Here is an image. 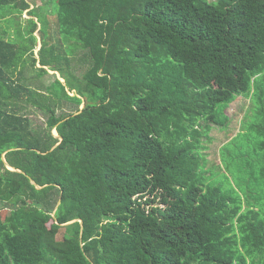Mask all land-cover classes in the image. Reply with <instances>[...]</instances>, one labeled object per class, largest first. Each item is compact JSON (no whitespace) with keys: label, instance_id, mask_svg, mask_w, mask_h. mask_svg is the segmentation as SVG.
Wrapping results in <instances>:
<instances>
[{"label":"trees","instance_id":"16d2710c","mask_svg":"<svg viewBox=\"0 0 264 264\" xmlns=\"http://www.w3.org/2000/svg\"><path fill=\"white\" fill-rule=\"evenodd\" d=\"M0 7L4 20L41 9ZM52 11L59 38L40 28L38 55L40 18L15 41L0 29V264H264V0H56ZM79 49L82 79L64 68ZM25 55L65 83L29 86ZM239 96L252 117L216 172L202 138L228 126ZM64 101L75 110L58 115ZM20 103L49 114L45 131Z\"/></svg>","mask_w":264,"mask_h":264},{"label":"rangeland","instance_id":"374dc122","mask_svg":"<svg viewBox=\"0 0 264 264\" xmlns=\"http://www.w3.org/2000/svg\"><path fill=\"white\" fill-rule=\"evenodd\" d=\"M29 4L31 5L30 9L33 8H40L38 10L39 17L32 16L31 13H29V10H24L22 14H20L18 11H15L14 14L9 13L7 17L4 19L0 18V29L7 30L6 39H16L18 37V33H16V30L24 23L27 22V20L34 18L35 20L41 19L42 23H38V28L35 32V35L37 36V47L35 49V54H39V49L41 47V30L40 28H44L45 31H47V39H50V31L53 35V41H57L59 38L58 34L56 35V14L53 13V9L55 8L56 0H52L49 2V4H46L47 1L50 0H27ZM209 1H217V0H209ZM8 9V8H5ZM4 9V10H5ZM3 12V8L0 7V15ZM8 13V12H7ZM47 20L48 22L44 23L43 20ZM9 22L12 24H9ZM44 25V27H42ZM67 47V43L63 44V48ZM83 51L80 49L75 52V54L69 55V62L65 61L64 68L67 72L75 74L78 78L82 79V76L87 68V65L83 63L80 58ZM28 55H25L26 62H30V58L27 57ZM37 67H41L40 64L37 63ZM17 68L16 70H18ZM21 69V68H20ZM15 70V71H16ZM14 71V72H15ZM23 78L24 80L29 84V86L40 89L42 92L46 91V86L50 85L56 77H61L60 73H49L44 74L42 76H39L37 74L36 68L31 64L25 65L23 71ZM17 76H19V72H16L14 77L17 79ZM62 80L65 83V79L62 78ZM76 92H71V95H74ZM252 98L246 97V96H239L234 102H232L227 109V113L230 116L229 124L225 128H221L219 126L213 125V128L211 129L209 133V137L211 138L210 141L207 140V138L204 136L203 139V145L205 148L202 150L203 154L205 155L207 159V164L209 169H214V171L218 172L219 168L221 170L222 166V149L224 145L230 141L235 135H237L240 131L244 129V125H248L251 117H252ZM83 106V105H82ZM81 106V107H82ZM17 111L20 114L26 115V117L29 119L32 130L36 133H42V131L46 130L47 126V120L49 114L41 109V107L35 106L33 104L29 103H20L18 107H15ZM75 110V106L72 103L64 101V108L58 109L57 113L58 115L61 114H69L72 111ZM254 118V117H253ZM252 118V119H253ZM52 133L54 136L58 137V132L56 129L52 130ZM225 151L228 160H225V165H227V162L231 160L232 153L234 151L233 144H226L225 145ZM219 179L225 180L224 176L221 174L219 175ZM4 207H11L10 204L5 203L3 204ZM63 232L59 234V237L62 238Z\"/></svg>","mask_w":264,"mask_h":264},{"label":"water","instance_id":"95a60500","mask_svg":"<svg viewBox=\"0 0 264 264\" xmlns=\"http://www.w3.org/2000/svg\"><path fill=\"white\" fill-rule=\"evenodd\" d=\"M46 68H47V67H46ZM49 71H50L51 73H59L58 71H51V70H49ZM59 78H60V80H61L62 82H64V81L62 80L61 77H59ZM82 108H84V105L81 107V109H82ZM58 138L62 139V137L59 136V135H58ZM2 159H3L4 163H5V165L8 167V169L21 172V170L12 167V166L8 163V161L6 160V157H5V153L3 154ZM32 182L35 184V186H36L37 188H41V187H40L35 181L32 180ZM59 203H60V202H59ZM53 215H54V214H53ZM75 221H76V220L71 221V222H68V223H65V224H63V225H67V224L73 223V222H75ZM79 221H80L81 224H83V221H82L81 219H80Z\"/></svg>","mask_w":264,"mask_h":264}]
</instances>
